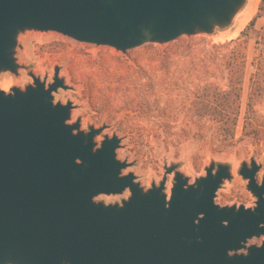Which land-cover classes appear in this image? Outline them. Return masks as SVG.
Returning a JSON list of instances; mask_svg holds the SVG:
<instances>
[{
	"label": "water",
	"instance_id": "95a60500",
	"mask_svg": "<svg viewBox=\"0 0 264 264\" xmlns=\"http://www.w3.org/2000/svg\"><path fill=\"white\" fill-rule=\"evenodd\" d=\"M243 0H0V72H16L17 35L56 31L125 52L144 42L227 24ZM60 68L52 82L30 74L24 89H0V264H264V178L242 164L253 207L215 202L229 167L214 164L194 184L175 172L143 190L116 156L120 137L94 138L105 126L67 123L73 104L53 102L66 89ZM173 167L167 169V173ZM130 195L106 204L94 197ZM248 255L228 258L229 251Z\"/></svg>",
	"mask_w": 264,
	"mask_h": 264
},
{
	"label": "rangeland",
	"instance_id": "374dc122",
	"mask_svg": "<svg viewBox=\"0 0 264 264\" xmlns=\"http://www.w3.org/2000/svg\"><path fill=\"white\" fill-rule=\"evenodd\" d=\"M259 1L255 0L250 5L249 0H243L227 24L215 25L210 32L197 31L190 35L182 34L164 43L147 41L125 52L109 45L81 42L56 31L26 29L18 33L14 48L13 56L18 65L17 70L16 72L9 70L0 72V89L5 92H10L12 87L24 89L32 83L31 73L50 83L54 67L58 66L59 77L63 78L67 88H58L53 92V102L63 104L67 101L72 102L73 108L67 123L79 120L80 129L84 131H88L90 126L95 128L105 126L94 138L96 147L100 146L105 136L111 137L116 134L120 137L116 156L130 163V166L122 170V174L133 172L136 176L135 181L143 190H147L152 184L159 185L166 175L164 192L169 199L175 172L187 178L189 184H194L198 178L206 174V167L214 164L216 168L218 164H224L229 167L230 177L220 184L216 191L215 202L221 206L253 207L256 198L247 189V179L240 174L242 164L251 167V161L254 160L260 167L256 173V179L260 182L264 178V138H241L242 121L249 93V78L254 71L251 64L253 55L256 53L253 37L248 39L243 49L246 63L242 80L240 113L235 140L227 147H220L213 141L202 143L196 139H188L177 145L166 144L154 138L138 139L137 135L123 133L118 123L123 116L122 113L113 115L115 113L112 111L113 108L97 111L90 103V95L95 93L103 97L112 94V89L116 86V82H109L100 79L101 76H95V72L100 73L103 69L94 63L105 59L107 63H111L113 72L119 71L133 79L141 72L161 77V79L168 77L172 83H178L181 89L173 88L172 94H169L162 89V86L158 89L160 91L151 92L149 98L153 99L157 95L165 100L172 95L173 99H179L185 95L189 87L188 82L192 81L194 76L202 77L205 74L201 62L194 63L186 56L185 44L189 43L192 53L200 57L207 50L210 53L216 52L218 48L210 49V46L237 38L256 14ZM263 25L264 17L255 19V29L261 31ZM151 47L165 51L166 61L163 65V62L149 59L153 51ZM173 51L176 52V56L172 60ZM111 57L125 59L130 68L121 67L120 64L112 61ZM217 67L218 64L214 68L217 69ZM217 72L218 82L225 85L226 74L221 70ZM258 109L264 115V103L258 106ZM171 167H173L172 171L167 173V169ZM129 195L126 189L121 194H100L94 197V200L106 204L121 203Z\"/></svg>",
	"mask_w": 264,
	"mask_h": 264
},
{
	"label": "trees",
	"instance_id": "16d2710c",
	"mask_svg": "<svg viewBox=\"0 0 264 264\" xmlns=\"http://www.w3.org/2000/svg\"><path fill=\"white\" fill-rule=\"evenodd\" d=\"M264 17V0L258 3L257 12L239 36L225 43L211 45L216 52L204 53L201 57L192 53L190 44L186 46V56L194 63L201 62L204 70L202 77L194 76L189 81L185 95L175 100L170 95L165 100L161 96L150 99V93L161 88L172 94L181 89L168 77L161 79L146 73L137 77L114 71L105 59L95 62L102 72H95L100 79L116 82L112 94L90 95V103L97 111L112 108L113 115L122 113L118 121L123 133L137 135L138 139H160L171 145L180 144L188 139L202 143L215 142L220 147L232 144L236 137L237 120L240 113L242 80L246 56L243 49L248 39L254 38L256 53L252 58L254 71L249 78V93L243 116L241 138H264V115L258 106L264 103V25L261 31L255 29L254 21ZM149 59L165 63L163 50L151 47ZM211 51V50H210ZM174 53V54H173ZM176 52H172L173 57ZM121 67L130 68L125 59L111 57ZM218 64L217 69L216 65ZM226 74V83L218 82V72ZM119 72V73H118Z\"/></svg>",
	"mask_w": 264,
	"mask_h": 264
},
{
	"label": "flooded vegetation",
	"instance_id": "af4514ba",
	"mask_svg": "<svg viewBox=\"0 0 264 264\" xmlns=\"http://www.w3.org/2000/svg\"><path fill=\"white\" fill-rule=\"evenodd\" d=\"M257 181H258V180H257ZM258 183L260 184L261 181L258 182ZM121 205H122V203H118V206H121ZM263 239H264V235H261V236H259V237H257V236H253V237H251V238H248L244 244L246 245V247H248V246H250V245H260V244L262 243ZM235 255H243V256H247V255H248L247 249L244 248V249H241V250H239V251H229V252L227 253V257H228V258L233 257V256H235Z\"/></svg>",
	"mask_w": 264,
	"mask_h": 264
},
{
	"label": "bare ground",
	"instance_id": "6f19581e",
	"mask_svg": "<svg viewBox=\"0 0 264 264\" xmlns=\"http://www.w3.org/2000/svg\"><path fill=\"white\" fill-rule=\"evenodd\" d=\"M253 1H255V0H249L250 5L252 4ZM250 8H251V7L249 6V10H250ZM6 89H7V87L5 88V90H6Z\"/></svg>",
	"mask_w": 264,
	"mask_h": 264
}]
</instances>
